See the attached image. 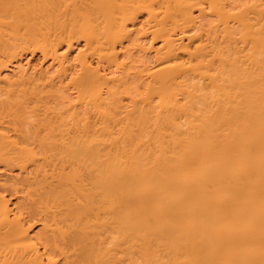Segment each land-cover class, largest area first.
<instances>
[{
    "label": "bare ground",
    "instance_id": "6f19581e",
    "mask_svg": "<svg viewBox=\"0 0 264 264\" xmlns=\"http://www.w3.org/2000/svg\"><path fill=\"white\" fill-rule=\"evenodd\" d=\"M0 264H264V0H0Z\"/></svg>",
    "mask_w": 264,
    "mask_h": 264
}]
</instances>
